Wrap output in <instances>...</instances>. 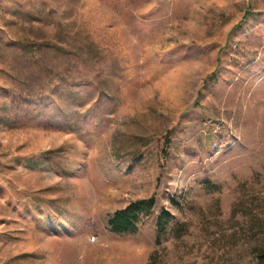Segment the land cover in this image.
Masks as SVG:
<instances>
[{
    "label": "rangeland",
    "instance_id": "rangeland-1",
    "mask_svg": "<svg viewBox=\"0 0 264 264\" xmlns=\"http://www.w3.org/2000/svg\"><path fill=\"white\" fill-rule=\"evenodd\" d=\"M263 252L264 0H0V264Z\"/></svg>",
    "mask_w": 264,
    "mask_h": 264
},
{
    "label": "trees",
    "instance_id": "trees-1",
    "mask_svg": "<svg viewBox=\"0 0 264 264\" xmlns=\"http://www.w3.org/2000/svg\"><path fill=\"white\" fill-rule=\"evenodd\" d=\"M153 203V200H141L131 205L126 211L116 213L109 222L111 230L118 234L135 232L140 216L142 214L150 215ZM165 215H169L168 212H165ZM260 258L264 260V252L260 255Z\"/></svg>",
    "mask_w": 264,
    "mask_h": 264
}]
</instances>
